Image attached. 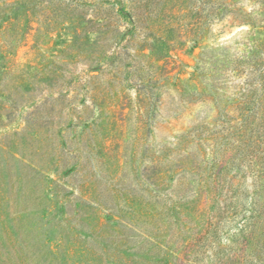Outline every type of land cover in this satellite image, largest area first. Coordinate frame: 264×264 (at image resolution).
I'll return each mask as SVG.
<instances>
[{
  "label": "rangeland",
  "instance_id": "374dc122",
  "mask_svg": "<svg viewBox=\"0 0 264 264\" xmlns=\"http://www.w3.org/2000/svg\"><path fill=\"white\" fill-rule=\"evenodd\" d=\"M260 1L34 8L0 63V264H159L156 245L207 219L217 238L196 264L229 246L223 264L264 263V133L234 128L246 74L231 64Z\"/></svg>",
  "mask_w": 264,
  "mask_h": 264
},
{
  "label": "trees",
  "instance_id": "16d2710c",
  "mask_svg": "<svg viewBox=\"0 0 264 264\" xmlns=\"http://www.w3.org/2000/svg\"><path fill=\"white\" fill-rule=\"evenodd\" d=\"M68 1L73 0H44L45 7H49L50 4L60 5L62 8L66 7V14H69ZM144 6H146V1L144 0ZM42 3V0H0V16L4 21L3 28L10 29L11 26L14 27V37L11 41H8L5 44L0 46V63L5 64L7 57H9V49L13 48L16 44H19L22 40L23 28L25 25L29 29H33V20L31 19L32 14H36V8L39 4ZM67 5V6H66ZM225 5L218 4L215 7L216 14H218L222 9L226 8ZM208 12V8L204 9ZM14 14V16H11ZM207 14V13H206ZM250 18V30L248 31V36H246V46L240 48V55H236L231 60V64L234 66L235 72L243 73L245 76L242 77L243 84L238 87L236 92L233 95L232 106L235 109H238L241 116L238 118V125H234L239 132L245 133H264V5L260 1L258 3V9L256 11L246 12ZM35 16V15H34ZM18 20V26L16 27L15 21ZM130 20V21H129ZM130 26L123 31L125 34H134L138 29L136 25L135 18H129ZM38 23V22H37ZM39 24V23H38ZM40 28V27H39ZM8 31V30H7ZM7 37V34H6ZM118 42V41H116ZM122 45V42L120 43ZM4 68V65H3ZM0 69V72L3 70ZM238 76V74L236 73ZM245 128V129H244ZM46 216V214H44ZM198 216V215H195ZM108 218L114 223L117 221L116 217L108 215ZM199 218V217H198ZM99 223L105 224L103 219ZM7 230H5L6 232ZM195 234V233H194ZM191 234L185 245L180 244L179 247L170 248L165 251L163 248H160L156 245V248L159 252L162 253V257L158 256L159 264H178L182 257L183 247L186 248V253L189 257H192V262L195 264L199 260L205 259V253L203 248L206 246L213 245L217 238V229L216 223H213L211 220L207 219L205 222L199 224V230L194 235ZM247 228L244 227L240 230L238 238L246 237ZM10 236V235H9ZM149 236H146L148 238ZM9 238V242L11 240ZM234 242H237V239H234ZM246 242V241H245ZM182 245V247H181ZM228 251H230L228 253ZM232 251L234 252V247L229 246L225 250L219 247L217 250L213 251V257L210 259L211 263L207 262L205 264H213L214 262H219L223 264V258L226 261H229L232 257ZM48 252L52 255H57V251L53 247H48ZM73 251H69V254H72ZM147 255L146 257H148ZM182 256V257H181ZM209 258V257H208ZM207 258V259H208ZM184 260H187L185 257ZM130 262H132L129 259ZM209 261V259H208ZM111 264L110 259H108ZM227 263V262H226ZM225 263V264H226ZM116 264V263H113ZM264 264V263H263Z\"/></svg>",
  "mask_w": 264,
  "mask_h": 264
}]
</instances>
